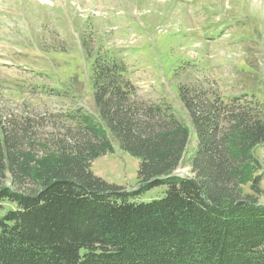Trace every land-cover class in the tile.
<instances>
[{
	"label": "trees",
	"instance_id": "trees-1",
	"mask_svg": "<svg viewBox=\"0 0 264 264\" xmlns=\"http://www.w3.org/2000/svg\"><path fill=\"white\" fill-rule=\"evenodd\" d=\"M100 56L91 91L104 141L39 163L2 128L0 210L3 202L13 207L0 217V264H264L261 179L250 181L251 194L242 189L264 173L255 155L264 148V101L246 89L220 96L179 83L190 131L169 106L139 100L124 66ZM192 134L189 174L180 176ZM110 139L138 160L133 190L91 170L90 156L111 151ZM6 174L17 189L4 185ZM28 180L36 189L26 193ZM162 186L163 198L135 202Z\"/></svg>",
	"mask_w": 264,
	"mask_h": 264
},
{
	"label": "rangeland",
	"instance_id": "rangeland-1",
	"mask_svg": "<svg viewBox=\"0 0 264 264\" xmlns=\"http://www.w3.org/2000/svg\"><path fill=\"white\" fill-rule=\"evenodd\" d=\"M100 55L124 66L139 100L169 106L190 129L179 83L220 96L246 89L264 101V0H0V137L5 128L11 143L39 163L68 147L104 141L91 91ZM191 138L180 176L189 174ZM109 141L111 151L89 155L91 170L133 190L138 160ZM255 155L264 164V148ZM250 177L242 189L251 194L250 181L261 179L264 205V173ZM4 183L19 186L8 174ZM22 188L28 193L36 185L23 181ZM166 190L155 188L135 202L161 199ZM2 206L0 217L13 207Z\"/></svg>",
	"mask_w": 264,
	"mask_h": 264
},
{
	"label": "water",
	"instance_id": "water-1",
	"mask_svg": "<svg viewBox=\"0 0 264 264\" xmlns=\"http://www.w3.org/2000/svg\"><path fill=\"white\" fill-rule=\"evenodd\" d=\"M175 174H179V173L176 172Z\"/></svg>",
	"mask_w": 264,
	"mask_h": 264
}]
</instances>
